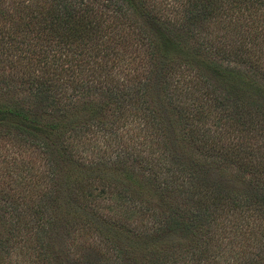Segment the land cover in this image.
Masks as SVG:
<instances>
[{
  "label": "trees",
  "instance_id": "1",
  "mask_svg": "<svg viewBox=\"0 0 264 264\" xmlns=\"http://www.w3.org/2000/svg\"><path fill=\"white\" fill-rule=\"evenodd\" d=\"M0 174V264H264V0H0Z\"/></svg>",
  "mask_w": 264,
  "mask_h": 264
},
{
  "label": "rangeland",
  "instance_id": "2",
  "mask_svg": "<svg viewBox=\"0 0 264 264\" xmlns=\"http://www.w3.org/2000/svg\"><path fill=\"white\" fill-rule=\"evenodd\" d=\"M98 146H100L99 144H98ZM1 175V174H0Z\"/></svg>",
  "mask_w": 264,
  "mask_h": 264
}]
</instances>
